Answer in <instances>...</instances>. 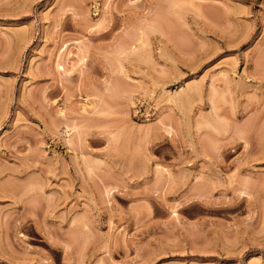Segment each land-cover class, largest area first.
I'll return each mask as SVG.
<instances>
[{
    "label": "rangeland",
    "instance_id": "rangeland-1",
    "mask_svg": "<svg viewBox=\"0 0 264 264\" xmlns=\"http://www.w3.org/2000/svg\"><path fill=\"white\" fill-rule=\"evenodd\" d=\"M0 264H264V0H0Z\"/></svg>",
    "mask_w": 264,
    "mask_h": 264
}]
</instances>
